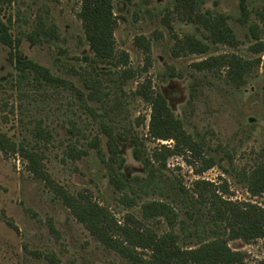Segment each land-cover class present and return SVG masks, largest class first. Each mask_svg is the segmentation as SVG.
Instances as JSON below:
<instances>
[{
    "label": "rangeland",
    "instance_id": "1",
    "mask_svg": "<svg viewBox=\"0 0 264 264\" xmlns=\"http://www.w3.org/2000/svg\"><path fill=\"white\" fill-rule=\"evenodd\" d=\"M82 1L0 0V14L19 40L21 56L67 82L54 86L39 83L31 73L21 75L10 60V48L0 42V134L16 146L15 152L0 147V264H139L91 235L55 190L28 170L18 152L22 145L44 154L45 168L58 185L73 193L87 192L120 221L128 213L140 217L146 201L173 202L179 219L188 222L185 228L180 223L175 227L184 247H196L222 228L221 223H213L207 207L199 205L193 221L180 202L182 192L191 191L199 178L226 183L225 198L264 208V193L253 195L242 179L264 151V67L256 65L237 85L225 77V69L198 71L193 66L221 54L249 60L262 55L252 47L258 41L254 32L264 40V0H196V13L227 19L235 45L213 43L209 30L176 0H114L116 47L128 53L133 71L127 80L120 78L121 67L95 60L79 17ZM40 19L56 25L59 40L29 39ZM253 26H257L254 31ZM187 36L205 40L209 51L187 53L182 49ZM97 80L101 99H90L86 83ZM146 81L167 96L187 131L205 140L207 153L219 164L202 174L195 173L184 155L170 156L162 169L156 163L145 165L154 149L174 145L172 140L149 137L151 106L134 93ZM103 124L123 136L119 139L122 157L113 165L126 184L122 190L111 180ZM41 126L49 137L35 134ZM96 136L102 152L90 145ZM134 136L143 143L140 158L134 155ZM72 147L87 154L74 158ZM124 193L138 203L122 204ZM146 222L159 234L170 230L162 218ZM229 245L244 252L249 264L264 260V238L233 239Z\"/></svg>",
    "mask_w": 264,
    "mask_h": 264
},
{
    "label": "trees",
    "instance_id": "2",
    "mask_svg": "<svg viewBox=\"0 0 264 264\" xmlns=\"http://www.w3.org/2000/svg\"><path fill=\"white\" fill-rule=\"evenodd\" d=\"M176 2L187 14L209 30L208 37L213 43L229 45L237 43L233 29L224 16L212 17L196 13V0H176ZM79 17L83 21L85 37L94 53L95 60L111 64L115 68L121 67L120 78L122 80L131 78L133 71L128 67L129 55L125 51H118L116 47L115 29L118 20L114 11V0H83ZM252 29L256 30L257 26H253ZM28 37L32 42L60 39L56 25L46 24L41 19L34 32L30 33ZM254 37L258 41L252 48L254 52L262 53L254 60L244 59L236 54H221L195 62L193 66L198 71H222L225 69V77L229 81L241 85L256 65L264 67V40H260L255 32ZM0 42L10 48V60L21 72V75L31 73L39 83L48 85L59 86L67 83L65 79L54 74L49 68L21 56L19 40L14 38L10 25L2 18L1 14ZM145 46L147 49L150 47L147 44ZM182 49L187 53L205 54L210 48L205 40L187 36L182 42ZM86 87L90 89L88 94L90 99H101L98 96L101 92V83L98 80L96 83H86ZM134 93L151 106L149 137L174 142L173 146L163 144L160 148L154 149L151 157L144 160L145 165L154 167L156 163L158 168L162 169L166 167L170 156L184 155L189 164L194 166L195 173L202 174L219 164L214 155L207 153L205 140L198 139L187 131L181 118L174 113L167 96L161 91H155L151 86V81L143 82ZM102 128L108 137V164L111 169V180L118 189L122 190L126 184L120 177V170L113 165L122 157L119 139H123V136L114 133L107 124H103ZM35 134L40 138L50 136V132L42 126L36 129ZM4 136L0 134V147L5 152L10 149L15 152L16 146L14 144L11 146V142ZM132 139L136 146L134 155L140 158L139 145H143V143L139 142L137 136ZM90 145L98 152H102L98 136L92 140ZM18 152L26 159L28 170L37 178L46 181L55 190L63 203L78 221L85 225L93 237L106 247L136 263L249 264L246 261V254L232 249L229 240L251 241L264 238V208L254 202H240L225 198L223 195L228 190L226 183L216 185L210 180L199 178L193 183L192 193L190 190L182 192L180 202L186 205L187 213L193 221L198 214V207L201 205L209 209L213 223L217 225L221 223L222 226L214 232L215 236L212 239L205 240L196 247H184L181 244L182 236L175 231V227L177 223H180L185 228L188 222L185 219H179V212L173 202L146 201L141 205L140 217L128 213L123 221H120L108 207L94 200L87 192L73 193L58 185L45 168L42 152L23 145ZM71 153L74 158H80L87 154V150L72 147ZM242 179L253 195L264 193V151L255 166L251 170L243 172ZM181 189L183 190V188ZM220 192L222 194H219ZM121 202L127 207H133L138 203L136 197L127 193L122 195ZM158 218L164 219L170 226V230L159 234L146 222ZM194 234L191 233V235ZM260 264H264V260Z\"/></svg>",
    "mask_w": 264,
    "mask_h": 264
}]
</instances>
